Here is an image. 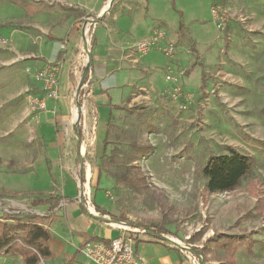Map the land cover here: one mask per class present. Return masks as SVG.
<instances>
[{
    "label": "rangeland",
    "instance_id": "obj_1",
    "mask_svg": "<svg viewBox=\"0 0 264 264\" xmlns=\"http://www.w3.org/2000/svg\"><path fill=\"white\" fill-rule=\"evenodd\" d=\"M14 1L0 0V37L8 41L0 45V217L40 211L50 217L45 223L53 232H68L77 222L66 209L76 202L72 199L79 196L81 182L90 186L94 204L108 212L97 210L100 216L113 221L123 216L131 228L153 226L192 249L213 234L253 238V252L240 247L236 264H264V211L251 215L256 200L248 188L254 176L264 179V0H131L146 22L166 31L176 52L169 58L154 46L139 53L156 78L141 85L153 87L154 93L121 99L122 108L111 109L105 154L103 141L96 138L101 119L98 123L90 101L86 145H77L74 135L61 151H50L41 130L42 111L28 99L31 82L16 53L31 40L39 48L51 35L62 36L61 30H73V21L91 13L77 0H28L41 3L30 15ZM135 33L129 40L134 49L153 31L142 25ZM170 71L176 81L167 79ZM78 130L83 134L82 125ZM139 144L147 147L145 152L136 149ZM228 146L254 156L257 166L238 190L213 194L204 202L201 167ZM135 176L142 178L139 185ZM62 198L58 215L49 211ZM81 213L90 232L108 227L122 233L113 221ZM68 252L75 250L68 247ZM222 256L215 248L209 257ZM65 260L60 255L43 264ZM7 261L21 264L20 257L11 255ZM76 262L88 264L81 251Z\"/></svg>",
    "mask_w": 264,
    "mask_h": 264
},
{
    "label": "crops",
    "instance_id": "obj_2",
    "mask_svg": "<svg viewBox=\"0 0 264 264\" xmlns=\"http://www.w3.org/2000/svg\"><path fill=\"white\" fill-rule=\"evenodd\" d=\"M28 2L37 8L34 11H29L20 2L14 1L27 13L34 15L41 3ZM76 2L82 9L91 13L88 16H97L105 10L104 8L109 0H77ZM133 5L134 3L131 0H116L111 10L103 21L98 23L94 31L92 44L93 93L85 103L86 112L84 113V118L86 121L88 115L87 105L90 101L95 105L93 112L98 113V123H100L101 119L103 128L100 135H97L96 138L102 141L107 131L109 113L112 111L110 105H119L121 99L126 100L131 97L133 101L141 97L151 98L154 93L153 87L147 88L141 85L144 80L149 82L156 81V78L153 77L154 73H151L149 71L150 68L147 67L150 64L146 60L142 63L141 58L143 55L136 52V49L131 46L132 42L130 43L129 40L135 38L134 34H137L135 32H138L142 25L146 27L148 32L153 31L156 25L152 26L149 22H146L141 14L135 12L136 9H134ZM86 17L83 16L78 22H76L77 20L73 21V30L68 28L66 33L64 32L65 29L61 30L62 36H58V34L51 35L39 48L31 40L32 45L28 44L26 47H18L16 50L18 59L24 60L23 72L31 82V85L27 86L26 90L30 89L36 92L39 88V84L34 78L26 73L25 69L27 67L34 71L53 61L62 66L60 98L58 101L48 100L46 108L38 110L42 111L40 115L43 119L41 130L45 136V143L49 146L50 151L55 153L61 151L67 141L74 136L72 116L75 109L72 101L84 71V68L79 66L81 57L79 42L81 36L80 26L82 20ZM64 40H67L68 43L66 48L63 49L61 42ZM146 70L150 72L149 75ZM76 143L77 145L80 144L78 139ZM90 176V171H87V177L90 178ZM74 197L72 200L76 202L69 205L66 212H71L72 218L76 217L72 219V223L77 222L74 224L76 228L69 225L68 232L65 230V232L58 234L51 230V226H48L52 233L51 245L60 255L69 254L68 247H72L76 251L87 235L102 238L117 235L108 227L102 228V230L98 229L100 231L99 234L96 230V232H90V228L83 223L84 216L81 212L85 209L78 200V196L75 195ZM62 200L64 199L59 200L51 210L52 213L56 211L55 214L58 215L61 211L59 207L62 204ZM103 224L109 225V223ZM150 227L155 228L153 226ZM135 250L143 264H193L180 248L160 239L139 236L135 242ZM7 259L8 256H6V261ZM20 260L22 264L21 257Z\"/></svg>",
    "mask_w": 264,
    "mask_h": 264
},
{
    "label": "trees",
    "instance_id": "obj_3",
    "mask_svg": "<svg viewBox=\"0 0 264 264\" xmlns=\"http://www.w3.org/2000/svg\"><path fill=\"white\" fill-rule=\"evenodd\" d=\"M17 1L29 11H34L37 8L27 0ZM110 106L111 109L122 108L120 105ZM112 116L113 113L110 111L109 119ZM108 135L109 131L107 130L103 140V153L108 143ZM140 146V144L135 145L137 150L145 152L147 147ZM226 150V153L210 156L201 167L200 172L205 179L202 194L204 202H207L213 194L230 193L238 190L243 180L253 175L257 166L254 156L241 152L232 146L226 147ZM102 164H106V162L103 161ZM135 181L139 185L142 182L141 176H135ZM248 184L249 191L256 200L255 212H252L251 215L262 214L264 211V179L254 176ZM5 193V191L2 192V194ZM54 207L55 205L52 209ZM97 210L102 214H108L107 211L99 206H97ZM4 216L0 217V255L20 256L22 264H43L60 256V253L51 245L52 233L45 223L47 218H50L49 216H40L36 213H7ZM114 218L126 221L123 216ZM103 239L105 238L85 236L74 254H64L66 260L63 264H83L76 262V257L81 247L88 241ZM256 243L257 241L253 238L243 239L232 234L221 233L211 235L205 240L202 247H194L193 249L196 253L203 256L205 264H236L237 250L244 246L245 250L251 254ZM215 248L222 251L224 256L217 257L216 260L212 261L209 256Z\"/></svg>",
    "mask_w": 264,
    "mask_h": 264
},
{
    "label": "built area",
    "instance_id": "obj_4",
    "mask_svg": "<svg viewBox=\"0 0 264 264\" xmlns=\"http://www.w3.org/2000/svg\"><path fill=\"white\" fill-rule=\"evenodd\" d=\"M214 14L218 18L219 14L217 12H214ZM94 18L95 16L86 17L84 20H82L80 26L81 36L79 42V50L81 57L79 66L83 67L84 69L87 68L88 70L80 91H75L72 101L75 109V112L72 116V127L74 135L77 136L74 130V125H77V131L81 135V140L79 141L81 146L86 145L89 133L88 131V133L86 134L87 136L84 135V129H86L84 128V126H86V121H84V113L86 112L85 103L93 93L92 44L94 31L96 26L98 25L96 21H92ZM220 25H223V20L220 21ZM67 43V40L61 42V46L63 49L66 48ZM7 44L8 41L3 37H0V45ZM154 46L158 47L169 58L174 57L176 47L167 39V33L164 29H154L152 36L148 39L139 41L135 45V49L138 53H146ZM61 70V64L54 61L47 63L46 65H43L34 71H32L30 67H27L25 69L26 73L28 75H31L39 84L38 91L36 92L27 89V96L34 110L45 109L48 100L58 101V99L60 98ZM167 79L176 81V78L171 71L167 75ZM179 91V88H175V92ZM179 108L183 110L186 108V106L184 104H181L179 105ZM78 125H82L83 134L78 130ZM78 189H81V195L78 196V200L82 203L85 211L92 218L96 219V216H99L100 214L93 202L90 186L86 183L82 185V183L79 182ZM36 214L41 215L37 212ZM122 224L127 225V227H124L122 225L117 226L122 231L121 234L110 236L103 240L88 241L81 247V254L87 258L88 264H143L141 258L138 256L135 250L136 240L132 235H130V233L137 236L160 239L171 243L170 241L162 238V236H165L168 239L175 241L177 243L176 246L187 255V257L192 261L193 264H201L202 256L189 251L186 248V244L183 243L180 239L165 233H157L152 227L135 226V228H131L130 226H128V224H126V222ZM172 238H176L178 241ZM0 264H8L6 261V256L0 255Z\"/></svg>",
    "mask_w": 264,
    "mask_h": 264
},
{
    "label": "water",
    "instance_id": "obj_5",
    "mask_svg": "<svg viewBox=\"0 0 264 264\" xmlns=\"http://www.w3.org/2000/svg\"><path fill=\"white\" fill-rule=\"evenodd\" d=\"M115 1H116V0H109L108 8L105 9L104 11H102L99 15H97L92 21H96L97 23L103 21L104 17L107 15V13L109 12V10L113 7ZM87 70H88L87 68L84 69L83 75H82L81 80H80V82H79V85H78V87H77V92H79L80 89H81V87H82V83L84 82L85 76H86V74H87ZM74 130H75V133L77 134L78 140L80 141V140H81V135H80V133L77 131V125H74ZM81 155H82V154H81ZM79 195H81V189H79ZM37 213H39V214H41V215H44V213L39 212V211H37ZM96 218H98V219L100 218V219L103 220V221H113V219H111V218H109V217H106V216H100V215H99V216H96ZM115 222H117V223H124V221H117V220H115ZM126 224H127V223H126ZM162 238L165 239V240L170 241L172 244H175V245L177 244L175 241L170 240V239H168V238L165 237V236H162ZM186 248H187L189 251H192V252L194 251V249H192L191 247H189V246H187V245H186ZM193 253H196V252L194 251ZM196 254L201 255V254H199V253H196ZM201 256H202V255H201ZM201 264H205V262H204V260H203V256H202V259H201Z\"/></svg>",
    "mask_w": 264,
    "mask_h": 264
},
{
    "label": "bare ground",
    "instance_id": "obj_6",
    "mask_svg": "<svg viewBox=\"0 0 264 264\" xmlns=\"http://www.w3.org/2000/svg\"><path fill=\"white\" fill-rule=\"evenodd\" d=\"M108 3H109V2H108ZM108 3H107V6H106L104 9H107V8H108ZM112 224H113V225H116V226L122 225V226H124V227H127V225L122 224V223H117V222H115V221H113ZM173 239L177 240L176 238H173ZM177 241H178V240H177Z\"/></svg>",
    "mask_w": 264,
    "mask_h": 264
}]
</instances>
